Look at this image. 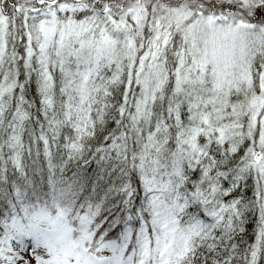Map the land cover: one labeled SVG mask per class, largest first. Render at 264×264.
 <instances>
[{"label": "snow or ice", "instance_id": "snow-or-ice-1", "mask_svg": "<svg viewBox=\"0 0 264 264\" xmlns=\"http://www.w3.org/2000/svg\"><path fill=\"white\" fill-rule=\"evenodd\" d=\"M0 264H264V0H0Z\"/></svg>", "mask_w": 264, "mask_h": 264}]
</instances>
